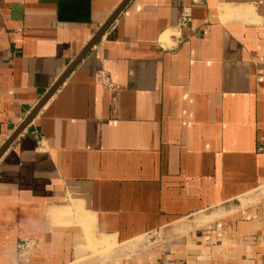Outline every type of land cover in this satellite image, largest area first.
<instances>
[{"label": "crops", "instance_id": "crops-1", "mask_svg": "<svg viewBox=\"0 0 264 264\" xmlns=\"http://www.w3.org/2000/svg\"><path fill=\"white\" fill-rule=\"evenodd\" d=\"M123 1L0 0V149ZM0 264H264V0H131L0 157Z\"/></svg>", "mask_w": 264, "mask_h": 264}, {"label": "water", "instance_id": "water-1", "mask_svg": "<svg viewBox=\"0 0 264 264\" xmlns=\"http://www.w3.org/2000/svg\"><path fill=\"white\" fill-rule=\"evenodd\" d=\"M130 1L131 0H124L122 4L116 9V11L112 14V16L108 19V21L98 31L95 37L90 41V43L84 48V50L80 53V55L74 60V62L62 75V77H60V79L52 86V88L48 91V93L43 97L41 102L33 109V111L30 113L27 119L15 131V133L10 137V139L3 145V147L0 149V157L13 143L16 137L22 132V130L33 120V118L36 116L39 110L52 97V95L61 86V84L65 81L68 75L74 70V68L80 63V61L84 58V56L88 53V51L100 40V38L105 34V32L112 25V23L118 18V16L122 13V11L125 9V7L128 5Z\"/></svg>", "mask_w": 264, "mask_h": 264}, {"label": "built area", "instance_id": "built-area-1", "mask_svg": "<svg viewBox=\"0 0 264 264\" xmlns=\"http://www.w3.org/2000/svg\"><path fill=\"white\" fill-rule=\"evenodd\" d=\"M191 23V16L188 11H185L184 14L182 15L181 21L179 26L181 28H187L190 26ZM24 247V244L20 246V249Z\"/></svg>", "mask_w": 264, "mask_h": 264}]
</instances>
